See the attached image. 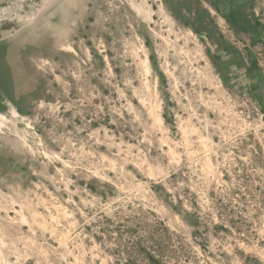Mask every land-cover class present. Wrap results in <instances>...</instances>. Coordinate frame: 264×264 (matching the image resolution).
Here are the masks:
<instances>
[{"label": "rangeland", "instance_id": "374dc122", "mask_svg": "<svg viewBox=\"0 0 264 264\" xmlns=\"http://www.w3.org/2000/svg\"><path fill=\"white\" fill-rule=\"evenodd\" d=\"M0 72V264H264V0H0Z\"/></svg>", "mask_w": 264, "mask_h": 264}, {"label": "bare ground", "instance_id": "6f19581e", "mask_svg": "<svg viewBox=\"0 0 264 264\" xmlns=\"http://www.w3.org/2000/svg\"><path fill=\"white\" fill-rule=\"evenodd\" d=\"M42 33V32H41ZM59 35V34H58ZM36 36V35H35ZM63 43V42H62ZM68 43H64L63 45H66ZM69 45V44H68ZM147 70V69H146ZM0 86L7 92L10 93V85H9V77L4 73L0 72ZM8 94V93H7ZM10 97V96H9ZM12 100V99H11ZM10 101V99L8 100ZM13 103V102H12Z\"/></svg>", "mask_w": 264, "mask_h": 264}]
</instances>
